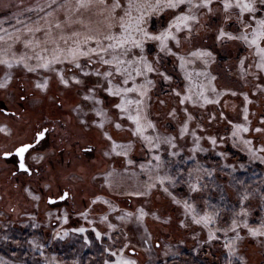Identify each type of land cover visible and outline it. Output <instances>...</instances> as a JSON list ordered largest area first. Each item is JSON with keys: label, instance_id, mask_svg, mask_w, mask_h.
Returning <instances> with one entry per match:
<instances>
[{"label": "snow or ice", "instance_id": "obj_1", "mask_svg": "<svg viewBox=\"0 0 264 264\" xmlns=\"http://www.w3.org/2000/svg\"><path fill=\"white\" fill-rule=\"evenodd\" d=\"M4 8L11 14L0 19V92L8 96L17 73H24L31 74L40 94L47 95L55 80L78 97L61 121L33 118L22 106L31 102L23 84L15 108L0 104V115L12 121L0 125L5 138L0 159L14 164L12 175L37 181L48 176L44 186L50 187L48 140L60 123L67 128L73 119L83 128L100 130L103 157L122 160L119 170L110 166L93 172L82 166L64 177V187L57 178L58 190L46 197L49 204L71 201L70 184L100 181L111 195L126 198L127 206L95 196L78 213L91 229L72 227L54 238L63 240L71 231L89 247L110 241L101 247L105 258L99 264H138L129 230L152 249L147 218L172 223L170 213L157 214L160 210L150 207L153 197L162 194L178 210L179 228L190 230L200 247L219 241L223 264H248L243 242L251 238L264 247V215L253 217L251 204L258 199L264 212V173L253 171L247 179L237 173L264 166V114L256 116L250 108L264 98V0H16ZM221 61L234 64L229 72L241 88L253 84L251 95L217 87L219 76L212 68ZM154 96L155 103L167 108L161 113L166 122L154 118ZM237 96L242 97L239 111L235 103L229 109L224 98ZM165 97L174 103L169 106ZM57 107L63 113L65 102ZM109 127L126 132L128 139L117 142ZM137 143L146 157L141 162L133 158ZM82 151L93 153L94 148ZM233 157L238 162H230ZM117 176L132 183H117ZM224 176L235 200L212 203L198 195L209 188L225 192L218 182ZM25 191L33 201L41 199L31 189ZM96 204L106 210H100L98 220L90 219ZM69 215L65 209L58 219L68 224ZM28 243L43 255L42 244L35 239ZM154 247H161L158 240ZM0 264L8 262L0 259ZM45 264L59 261L45 257Z\"/></svg>", "mask_w": 264, "mask_h": 264}, {"label": "rangeland", "instance_id": "obj_2", "mask_svg": "<svg viewBox=\"0 0 264 264\" xmlns=\"http://www.w3.org/2000/svg\"><path fill=\"white\" fill-rule=\"evenodd\" d=\"M7 2L16 3V0H0V19L5 15L11 13L6 12L4 4ZM219 65V66H216ZM223 65V66H222ZM229 67L234 70L232 62L213 65V72L220 74L221 79L216 81L218 88H233L241 89L242 91H249L253 88V84L249 83L247 88H241V83L233 75L228 74ZM2 75V73H0ZM31 74L17 73V79L14 80L12 89L8 96L0 92V104L4 107H16L17 101L15 97L21 91L20 85H24V91L30 98L29 106L33 109V118L40 117L43 112L47 113L50 120L55 119L61 121L62 116L69 115L70 108L77 101L78 97L74 93L62 90V86L58 85L55 80L50 82V87L47 95L36 92L32 87V82L29 79ZM23 77V79H19ZM158 91V89H157ZM168 100L169 106L174 101L170 97H165ZM229 101V109L235 103L237 111L242 104V97L235 98L225 97ZM255 99V98H254ZM65 102L63 113L57 107L60 101ZM251 110L256 113V116L264 114V98L258 101V105L250 106ZM167 112V108H163L155 103L153 113L154 118H158L162 122H166L161 113ZM73 117L75 114H72ZM46 116V114H45ZM0 120L11 125V119L0 115ZM253 119V124H255ZM0 125H3L0 123ZM222 127V126H221ZM110 134L117 142L128 139L126 132H117L114 128H108ZM216 129H214L215 131ZM183 147L185 142H180ZM91 146L94 148L93 153H85L83 148ZM47 147L50 149L49 155L45 162V171L51 173V186L45 187V183L49 181L48 176H43L39 181L34 179L22 178L21 183L12 190H7V195H0V250L5 254H0V259L7 261L8 264H45V257L51 259L55 257L59 264H99L105 257L101 253V247H107L110 241H106L103 245L99 241H94L91 247L84 245L81 234L72 233L69 231L68 236L61 240L56 239V232L63 234L64 231L72 227L85 226L91 229L92 225L87 224L78 213L84 210L90 201L95 196H102L112 199L120 207H126V198L111 195L106 188L101 187L100 181L80 182L68 185V189L73 194L71 201H64L61 204H48L46 197L48 195H55L57 188V178H59V187H64L66 181L64 177L70 175L72 172L81 168L82 166L93 172L108 169L110 166L118 170L122 167L121 158H114L108 160L103 157L102 153L105 150V142L100 136V130L96 127L83 128L75 119L67 124L65 128L64 123H60L56 131L48 140ZM187 153H185V156ZM133 158L138 162L146 159L145 154L140 151V145L137 143L136 150L133 152ZM242 159V157H241ZM202 162H204L202 158ZM230 162H238L235 157L230 158ZM253 171L256 173H264V166L252 165L247 173L239 172L238 176L241 178H253ZM259 179V177H255ZM117 183H123L128 186L132 183L131 180L117 176L114 177ZM143 179V177H142ZM228 177L224 176L218 182L226 188ZM255 187V185H253ZM25 189H31L34 194L40 195L41 199L33 201ZM8 191L10 193H8ZM210 199L212 203H219L221 199L227 204L229 200H235V192L226 188L225 192L209 188L202 194ZM259 200L251 201L253 217L264 215L258 205ZM153 211L159 209L157 214L168 212L172 215V223L170 225H163L159 221L153 220L151 217L147 218L148 231L153 236V247L149 251L147 246L140 241L138 233L129 230V237L133 244L136 245L135 259L138 264H222L223 250L219 246V241H213L211 245L205 244L200 247L198 241L191 238L190 230L179 228L178 210L168 203L166 197L162 194H157L153 197V203L150 205ZM15 209V211H12ZM67 209L70 213L68 224H64L61 219L63 211ZM92 213L90 219H99L100 210H106L105 205L96 204L92 206ZM51 214V215H49ZM117 213L111 215L114 219ZM34 218V219H33ZM163 218V217H162ZM99 230L104 231L105 225L99 224ZM89 239H94V234L89 230L87 233ZM205 233H202L200 240L205 238ZM35 239L43 245V255L41 251L32 247L28 242ZM160 242L161 247L155 248L154 245ZM183 241V243H181ZM196 244L193 245V243ZM211 247V248H210ZM169 248L171 252H168ZM209 250L210 256L215 257L214 261L207 260L203 250ZM242 253L245 255L248 264H264V247L260 245L258 240L246 239L242 244ZM168 252V255L165 253ZM176 253V254H173ZM198 253V254H197ZM130 253H126L129 255ZM186 256L184 257V255Z\"/></svg>", "mask_w": 264, "mask_h": 264}, {"label": "flooded vegetation", "instance_id": "obj_3", "mask_svg": "<svg viewBox=\"0 0 264 264\" xmlns=\"http://www.w3.org/2000/svg\"><path fill=\"white\" fill-rule=\"evenodd\" d=\"M22 106L27 107L29 109V111L32 113V115L34 116L33 109L29 106V103L24 104ZM11 107H13V106L11 105ZM45 114H46V116H45ZM40 117H44L46 122L50 120L48 117V111H47V113H44V112H43V114L41 113ZM0 123L4 124V122L2 120H0ZM4 143H5V138L2 135H0V146H3ZM13 170H14V164L13 163H11V162L6 163L3 159H0V195L1 196L7 195L8 189L12 190V188L13 189L16 188L21 183L22 178H24L25 181H27V179H31L30 177H27L23 174H18L16 176H13L12 175ZM8 193H10V192L8 191ZM63 202H58L57 204H61ZM51 205H55V204H51Z\"/></svg>", "mask_w": 264, "mask_h": 264}, {"label": "trees", "instance_id": "obj_4", "mask_svg": "<svg viewBox=\"0 0 264 264\" xmlns=\"http://www.w3.org/2000/svg\"><path fill=\"white\" fill-rule=\"evenodd\" d=\"M222 63H223V61H221V64H222ZM216 66H219V65H216ZM222 66H223V65H222ZM228 71H229V70H228ZM220 74H222V73H219V74L217 73V75L219 76V80H220L221 77H222V76H220ZM228 74L231 75L230 72H228ZM194 244H196V242H194L193 245H194ZM210 248H211V247H210ZM203 251H204V252H201V254H202V255L205 254L207 260L209 259V260H211V261H214V260L216 259L215 257L210 256V254H209L210 252H209L208 249H207V250L204 249ZM0 254L4 255L5 253L2 252V251L0 250ZM185 256H186V254L184 255V257H185ZM221 263L223 264V260L221 261ZM218 264H219V263H218Z\"/></svg>", "mask_w": 264, "mask_h": 264}]
</instances>
